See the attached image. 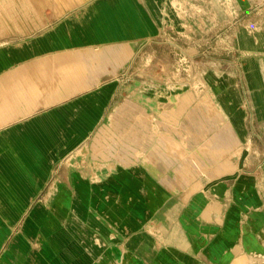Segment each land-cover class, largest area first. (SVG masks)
<instances>
[{
  "label": "crops",
  "instance_id": "0c3cea01",
  "mask_svg": "<svg viewBox=\"0 0 264 264\" xmlns=\"http://www.w3.org/2000/svg\"><path fill=\"white\" fill-rule=\"evenodd\" d=\"M261 10L0 0V264H264Z\"/></svg>",
  "mask_w": 264,
  "mask_h": 264
},
{
  "label": "rangeland",
  "instance_id": "374dc122",
  "mask_svg": "<svg viewBox=\"0 0 264 264\" xmlns=\"http://www.w3.org/2000/svg\"><path fill=\"white\" fill-rule=\"evenodd\" d=\"M256 11H257V9L249 10L248 17H253L256 14ZM235 14H236V10H233L232 11V16H231L232 17V19H231L232 27H235L240 22L239 15L235 16ZM260 15L263 16V18H264V10L260 11ZM253 26H255V25H253ZM260 28L264 29V26H261ZM210 32L216 33L217 35H219L220 32H222V30H220V26H218V24L211 25V26H203V25L200 26V35L202 37L201 38V52H202L203 56H204L203 52H205V55H211V54H207V52H206L208 50L210 51L209 48H206V51H204V49H203V47H206L207 45L213 43V40L210 41L212 38L211 39H207V37L210 36ZM220 49H221L220 47H216V51H219Z\"/></svg>",
  "mask_w": 264,
  "mask_h": 264
}]
</instances>
